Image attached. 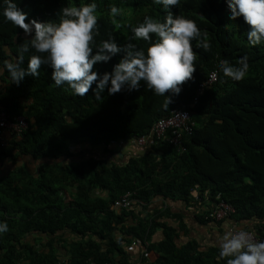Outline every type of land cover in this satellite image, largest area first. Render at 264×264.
<instances>
[{
    "label": "trees",
    "instance_id": "obj_1",
    "mask_svg": "<svg viewBox=\"0 0 264 264\" xmlns=\"http://www.w3.org/2000/svg\"><path fill=\"white\" fill-rule=\"evenodd\" d=\"M84 2L88 0H19V5L32 18L55 20L61 6ZM96 3L101 30L97 39L112 33L120 45L146 47L142 39L130 38L131 26L144 15L163 20L166 14L152 0ZM113 4L121 9L115 19L109 15ZM227 7L226 0H180L178 7L172 6L173 16L194 19L207 31L210 49H196L193 42L194 79L172 97L167 109L164 97L143 81L131 92L109 95L105 89L97 100L91 89L80 97L65 91L66 84L56 87L47 65L41 66L38 77L26 76L19 85L11 83L6 72L0 74V108L26 121L20 136L0 142V221L8 224L0 234V264H134L121 241L144 243L155 229L161 237L150 239L147 249L158 257L149 264H226L214 246L203 248L195 240L178 245L177 228L163 220L168 209H145L134 224H123L128 211L113 203L127 191L135 192L144 205L156 195L192 202L202 222L214 219L209 211L224 200L234 208L226 218L237 226L242 222V228L264 239V42L249 45V26L242 17L230 19ZM23 38V30L0 15V49L6 45L11 59L19 54ZM245 54L249 69L241 81L219 69L221 60L237 64ZM122 55L97 62L94 69L111 71ZM8 58L0 52V63ZM27 58L25 54V67ZM213 71L216 79L203 86ZM178 106L191 111L193 123L192 132L183 135L182 152L159 139L125 162L111 158L117 149L109 146L145 134L156 119ZM83 141L103 143L109 154L73 160L72 145ZM27 159L34 162V171ZM193 192L201 200L194 201ZM29 234L33 241L26 239Z\"/></svg>",
    "mask_w": 264,
    "mask_h": 264
},
{
    "label": "clouds",
    "instance_id": "obj_2",
    "mask_svg": "<svg viewBox=\"0 0 264 264\" xmlns=\"http://www.w3.org/2000/svg\"><path fill=\"white\" fill-rule=\"evenodd\" d=\"M152 3L160 5L166 14L163 20L144 15L141 22L131 26L130 38L146 42V47L141 48L131 43L118 44L112 33H108L107 38L97 39L101 30L96 0L78 5L66 3L58 10L55 20L30 17L19 0H0V15L24 34L15 59H11L13 53L6 45L0 49L9 57L0 63V74L6 72L11 83L19 85L26 76L38 77L41 66L47 65L52 69L51 80L56 87L66 84L65 91L71 90L80 97L91 89L97 100L102 99L105 89L109 95L122 90L131 92L139 90L143 81L147 89L164 97L162 106L167 109L172 97L178 96L183 85L194 79L197 54L193 42L196 49L207 52L210 41L207 31L194 19L172 15V6L178 7L180 0H152ZM226 3L229 18L242 17L249 26V45L264 42V0H226ZM120 13L118 6H110L109 15L113 19ZM118 53L123 55L111 71L94 69L97 62L107 63ZM25 54H28L26 67ZM219 69L232 80L241 81L249 69L248 57L242 55L237 64L221 60ZM203 86H207V81ZM7 230V222L0 221V234ZM133 244L141 248L142 258L148 257L142 252L145 249L149 253L148 240L140 243L134 239ZM218 247V255L226 258V264H264V239H257L244 229L225 231Z\"/></svg>",
    "mask_w": 264,
    "mask_h": 264
},
{
    "label": "crops",
    "instance_id": "obj_3",
    "mask_svg": "<svg viewBox=\"0 0 264 264\" xmlns=\"http://www.w3.org/2000/svg\"><path fill=\"white\" fill-rule=\"evenodd\" d=\"M116 146L117 151L110 155L111 158L118 160H123L125 162L129 157L138 156L143 152L145 145H137L128 140H123V142L118 144H112L113 147ZM105 149V150H104ZM72 151L75 153L73 160H82L89 157H104L109 154V151L105 148L103 143L93 144L88 141H83L78 144L72 145ZM112 153V152H110ZM27 167L31 170H35V164L32 160H28ZM22 163V161H18ZM96 194L104 195L105 191L99 193L95 191ZM195 192H193L194 195ZM145 209L149 212L153 210H167V214L164 215L163 220H167L168 224L174 225L178 230L177 244L181 245L189 240H195L196 243L203 247L209 248L214 246L219 249L218 242L220 237L228 231L230 226L236 225L232 222L231 218H223L219 220L212 219L208 222H202L199 218V212L196 207L193 206L192 202H186L180 199H164L161 196H154L148 202V204H141L140 201H136L133 205L126 209L127 215L123 224L131 225L135 223L136 218L145 215ZM247 225H252L253 221H246ZM241 227L242 222L238 223ZM241 225V226H240ZM161 237V232L159 229H155V232L151 236V241H158ZM28 241H33L35 238L33 235L29 234L26 236ZM150 239L148 242H150ZM133 240L121 241L123 251L130 258V262H139V264H149L154 262L158 257L157 253L149 250L148 257L142 258L141 248L137 244H133ZM38 247V245H36ZM143 259V260H142ZM142 260V262H140Z\"/></svg>",
    "mask_w": 264,
    "mask_h": 264
},
{
    "label": "built area",
    "instance_id": "obj_4",
    "mask_svg": "<svg viewBox=\"0 0 264 264\" xmlns=\"http://www.w3.org/2000/svg\"><path fill=\"white\" fill-rule=\"evenodd\" d=\"M216 79V71L209 74V79L207 82H212ZM202 84L199 87L197 93L201 92ZM196 98L193 99L195 101ZM191 111L184 107H176L169 115L161 116L156 119L150 126L148 132L137 138L130 140V142L137 145H146L155 140L164 139L168 140L171 144L176 146L178 152L184 150L183 145V135L190 134L193 130V123L190 119ZM26 126V121L23 116H11L7 114L3 109L0 108V142L7 141L8 139L20 136V132ZM194 201H199L201 198L195 193L193 196ZM137 200L135 192L127 191L115 199L113 207L116 209H129L133 203ZM234 211L233 206L224 201L220 200L215 203L214 207L209 211V216L215 220L223 219L229 217ZM238 229H244L249 232L252 236L257 239H262L261 236L257 235L251 229H245L236 225L230 226L228 231H235ZM143 256H147L148 253L145 249H142ZM67 260V259H66ZM64 260V261H66ZM134 263V262H133ZM61 264V263H58ZM83 264H97L95 261H87ZM102 264H111L109 262H104ZM136 264V263H134Z\"/></svg>",
    "mask_w": 264,
    "mask_h": 264
}]
</instances>
